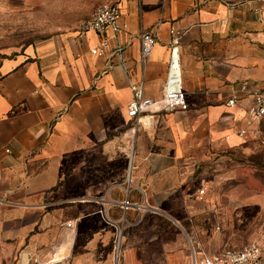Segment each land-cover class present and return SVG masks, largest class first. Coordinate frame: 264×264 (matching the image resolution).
I'll use <instances>...</instances> for the list:
<instances>
[{"label":"crops","instance_id":"obj_1","mask_svg":"<svg viewBox=\"0 0 264 264\" xmlns=\"http://www.w3.org/2000/svg\"><path fill=\"white\" fill-rule=\"evenodd\" d=\"M19 2L49 22L47 37L0 51V264H192L220 251L219 202L193 167L244 141L251 99L226 101L237 82L264 87L256 1ZM104 2L119 5L123 29L98 55L99 36L76 24ZM142 30L157 37L144 64ZM170 30L189 107L142 127L126 114L130 85L162 95Z\"/></svg>","mask_w":264,"mask_h":264},{"label":"rangeland","instance_id":"obj_2","mask_svg":"<svg viewBox=\"0 0 264 264\" xmlns=\"http://www.w3.org/2000/svg\"><path fill=\"white\" fill-rule=\"evenodd\" d=\"M27 7L19 0H0V51L13 53L47 37L40 32L49 20ZM193 175L208 198L219 202L211 229L221 248L252 241L264 257V119L240 145L210 151L194 164Z\"/></svg>","mask_w":264,"mask_h":264},{"label":"built area","instance_id":"obj_3","mask_svg":"<svg viewBox=\"0 0 264 264\" xmlns=\"http://www.w3.org/2000/svg\"><path fill=\"white\" fill-rule=\"evenodd\" d=\"M255 1L252 10L257 15L264 33V0ZM121 17L122 11L117 3L104 2L97 5L87 18L78 20L76 28L80 34L91 31L99 36V43L91 49V52L101 55L108 48L110 33L117 36L123 29ZM170 33L172 34L169 44L170 56L162 95L158 98H149L144 95L142 82L130 85L132 98L127 105L126 114L135 121L136 125L149 127L152 125L156 114L185 111L189 107L186 93L182 87L177 57L179 37L175 35L174 30H170ZM137 37L140 43V61L141 64H144L157 42V37L151 30H142ZM121 51V47H117L115 50L118 54ZM231 88L234 95L226 101V105L234 106L243 98L242 96H249L251 99V104L247 110L246 126L237 132L240 137L245 138L257 131V128L250 125L254 122L259 123L264 119V87L260 89L258 84L244 80L232 84ZM200 193H203V189L200 190ZM129 203L125 199L122 206L126 208ZM66 226H71V222H66ZM192 264H264V257L262 248L257 243L249 241L238 246H225L218 252L200 258L193 255Z\"/></svg>","mask_w":264,"mask_h":264}]
</instances>
